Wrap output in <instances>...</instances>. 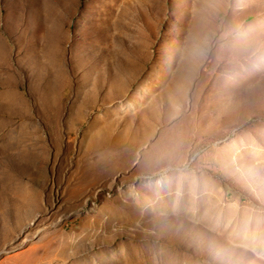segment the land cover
I'll return each mask as SVG.
<instances>
[{"label": "rangeland", "instance_id": "obj_1", "mask_svg": "<svg viewBox=\"0 0 264 264\" xmlns=\"http://www.w3.org/2000/svg\"><path fill=\"white\" fill-rule=\"evenodd\" d=\"M0 264H264V0H0Z\"/></svg>", "mask_w": 264, "mask_h": 264}]
</instances>
